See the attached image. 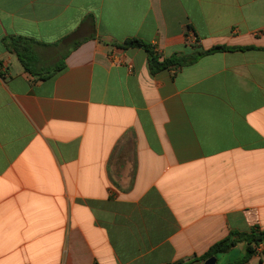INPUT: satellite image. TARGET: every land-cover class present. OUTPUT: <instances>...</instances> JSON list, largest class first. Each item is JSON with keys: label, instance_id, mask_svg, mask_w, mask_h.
Here are the masks:
<instances>
[{"label": "crops", "instance_id": "crops-1", "mask_svg": "<svg viewBox=\"0 0 264 264\" xmlns=\"http://www.w3.org/2000/svg\"><path fill=\"white\" fill-rule=\"evenodd\" d=\"M134 38L161 61L248 49L152 73ZM256 230L264 0H0V264H204Z\"/></svg>", "mask_w": 264, "mask_h": 264}, {"label": "trees", "instance_id": "trees-1", "mask_svg": "<svg viewBox=\"0 0 264 264\" xmlns=\"http://www.w3.org/2000/svg\"><path fill=\"white\" fill-rule=\"evenodd\" d=\"M23 39L21 38H11L9 42H7L8 49L18 55L25 68L28 71H31L29 65L27 63L26 52L31 53V49L28 46H22ZM118 47L122 49L128 48H140L147 52L149 65L152 73H156L162 69L169 68L171 66L176 67H184L188 65H192L198 61V59L202 56L211 55L217 52L231 51V50H246L248 48H238V47H227V46H216L209 50H201L198 53L192 56H180L174 55L168 59L160 60L159 55L154 51L153 47L140 39H127L122 44H117ZM64 66V63L61 64V67ZM264 240V231H252L250 233H236L231 232L230 235L213 245L208 252L200 257L201 262H205L206 260L216 257L218 258L220 255L226 254L230 252L234 247H236L239 243H245L247 245V252L245 257L238 261L237 264L244 263L249 260V258L256 253V250L259 246L262 245V241ZM178 264H187V263H178ZM236 264V263H234Z\"/></svg>", "mask_w": 264, "mask_h": 264}, {"label": "rangeland", "instance_id": "rangeland-1", "mask_svg": "<svg viewBox=\"0 0 264 264\" xmlns=\"http://www.w3.org/2000/svg\"><path fill=\"white\" fill-rule=\"evenodd\" d=\"M125 162H126V161H125V158H122V159H120L119 164L122 165V164H124ZM223 257H224L223 255H220V256H219L220 261H219L218 264H225L226 260H225ZM228 257H230L232 260L234 259V255H233V256H228Z\"/></svg>", "mask_w": 264, "mask_h": 264}, {"label": "water", "instance_id": "water-1", "mask_svg": "<svg viewBox=\"0 0 264 264\" xmlns=\"http://www.w3.org/2000/svg\"><path fill=\"white\" fill-rule=\"evenodd\" d=\"M262 244H264V240L262 241ZM204 264H217V258L212 257L204 262Z\"/></svg>", "mask_w": 264, "mask_h": 264}, {"label": "built area", "instance_id": "built-area-1", "mask_svg": "<svg viewBox=\"0 0 264 264\" xmlns=\"http://www.w3.org/2000/svg\"><path fill=\"white\" fill-rule=\"evenodd\" d=\"M194 42H197V41H196V38H194Z\"/></svg>", "mask_w": 264, "mask_h": 264}]
</instances>
